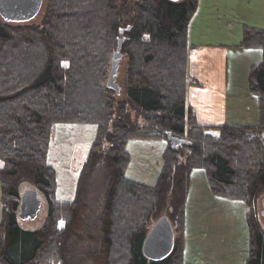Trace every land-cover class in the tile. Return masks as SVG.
<instances>
[{
	"label": "trees",
	"instance_id": "1",
	"mask_svg": "<svg viewBox=\"0 0 264 264\" xmlns=\"http://www.w3.org/2000/svg\"><path fill=\"white\" fill-rule=\"evenodd\" d=\"M41 3L38 25L0 19V264H77L75 251L89 264H184L193 170L205 171L210 193L219 198L255 206L264 194V31L244 28L241 41L262 54L248 80L258 123L205 127L186 110L187 27L197 0ZM119 40L126 66L116 93L106 81ZM57 124L95 126L70 202L55 200V172L47 164ZM143 138L166 145L153 186L125 176L126 143ZM170 139L179 144L173 148ZM97 172L103 183L93 206L88 189ZM23 184L46 204L36 230L23 228L17 217ZM161 218L174 228L173 249L150 261L142 245ZM245 264H264V231L257 224L249 225Z\"/></svg>",
	"mask_w": 264,
	"mask_h": 264
},
{
	"label": "rangeland",
	"instance_id": "2",
	"mask_svg": "<svg viewBox=\"0 0 264 264\" xmlns=\"http://www.w3.org/2000/svg\"><path fill=\"white\" fill-rule=\"evenodd\" d=\"M260 3L261 0H249L248 6H246V0H197L198 10L191 26L190 37L193 41L199 39V41L204 43L218 40L224 34L220 27L221 21H224L229 26L227 30H230L234 25L231 18H227L232 13L233 8H238L241 13H237L236 17L232 15V17L241 21L239 25H247V19L255 20L258 18V11L261 10ZM42 7L43 3L40 4L38 9L36 0H1L0 19L10 24L26 23L28 25H38L42 19ZM253 8L256 10V14ZM243 16L245 17L244 19L242 18ZM246 62L248 61L239 60V63L236 62L234 67H229L230 70L232 69L229 81L231 85L236 84L238 90L241 89V86L247 80L244 70ZM125 66L126 59L120 58L117 76L115 77V83L118 85L124 81ZM239 110L241 109L239 108ZM257 123L258 118L255 124ZM72 125L78 124H57L52 127L47 153V164L56 174V187L60 188L66 183V189L70 188L71 190L73 176L70 170L72 174L77 172L78 175L82 166L81 162L84 163L85 161V159L82 161L83 156L86 158L87 153L84 152L83 155V151L81 153L75 147L78 139H81V134L63 132L65 140L64 151L57 147L56 137L57 127H70ZM211 134L218 137V132H212ZM68 141L69 143H67ZM131 143L135 142L131 141ZM131 143L127 145L130 161L125 176L131 181L149 186L153 184L154 180L152 174L156 170L155 160L153 163V160L148 161L143 158L140 153H137L139 152L137 147L130 146ZM74 154L77 155V158H74ZM71 156L73 159H71ZM155 157L156 145L153 146V153L150 158L155 159ZM65 164H71L69 172L67 169L62 168L66 166ZM190 177L191 183L184 207L182 231L184 264H245L249 244V225L257 224L260 228L262 227L261 224L264 225V216L262 217L260 214L264 211V194L257 200L255 206H250L240 201L226 200L211 194L207 185L206 173L201 169L193 170ZM90 183L91 185L88 189L90 202L95 206L99 201L97 196L101 194L100 190H102V173L97 172L93 175ZM31 190L34 189L23 184L19 192L23 194ZM39 199L41 204L36 218L32 221H19L21 226L30 230H36L42 226L46 215V204L40 194ZM251 209L253 210L252 217L248 219L246 216ZM61 226L62 223L59 224V227ZM171 228L174 229L173 227ZM75 252L73 257L77 264H89L84 256L78 255L77 252L75 254Z\"/></svg>",
	"mask_w": 264,
	"mask_h": 264
},
{
	"label": "crops",
	"instance_id": "3",
	"mask_svg": "<svg viewBox=\"0 0 264 264\" xmlns=\"http://www.w3.org/2000/svg\"><path fill=\"white\" fill-rule=\"evenodd\" d=\"M249 0H246V6ZM259 16L255 20L247 19V25L241 24V21L232 17L241 13L238 8H233L232 13L227 17L231 18L234 22L233 27L227 30L229 27L224 21H221L220 27L223 31V36L218 40H213L204 43L203 41L192 40L190 37L191 26L193 24L196 11L191 18L187 27V64H186V110L190 111V114L195 117L197 123L205 127H219L221 125H233V126H255L258 117L257 97L249 90L248 79L250 76V70L257 68L262 64V54L259 49L244 48L241 46L242 31L243 29H256L264 31V0L260 3ZM255 14L256 10L253 8ZM245 18L244 16L242 17ZM249 18V17H248ZM255 18V17H254ZM242 30V31H241ZM232 38V39H231ZM231 39V40H230ZM232 58V60H231ZM248 61L244 65L245 74L247 76L246 82H244L241 89H237V85H231L230 83V66L234 67L236 62ZM249 85V84H248ZM239 108L241 110H239ZM248 122V123H247ZM247 123V124H246ZM57 147L64 151L65 140L63 132H76L81 134V139L76 142V149H79L83 155L84 152L88 154L89 148L94 140L95 127L89 124H78L70 127L60 126L57 127ZM216 133L217 130H208L207 133ZM131 141L135 143H131ZM156 142V143H154ZM69 143V141L67 142ZM134 148H138L143 158L149 160H155V173H153V184H155L159 175L162 161L161 155L165 150V143L159 139L143 138V139H130L126 143ZM156 145V157L151 159L153 153V146ZM128 149L126 150V152ZM48 153V151H47ZM129 155V153L127 152ZM148 157H147V156ZM85 158V156H83ZM87 157V155H86ZM74 158L77 155L74 154ZM48 159V158H47ZM71 159L72 156H71ZM130 161V155H129ZM152 162V161H151ZM81 164H83L81 162ZM66 165V164H65ZM146 166V165H145ZM2 164L0 163V169ZM67 169L71 168V164L62 167ZM63 171V169H61ZM61 171V172H62ZM66 172V171H65ZM71 181L72 190L66 189V183L62 187L58 188L55 185V200L59 202H70L75 194V185L77 180V172L72 174ZM74 173V172H73ZM79 174V173H78ZM56 181V174H55ZM73 186V187H72ZM264 216V211L260 213ZM2 215V205L0 204V221ZM262 227L264 225L261 224ZM261 230L264 231V228ZM23 228H25L23 226ZM27 229V228H25ZM249 239V236H248ZM249 246V244H248ZM248 256V251H247Z\"/></svg>",
	"mask_w": 264,
	"mask_h": 264
},
{
	"label": "water",
	"instance_id": "4",
	"mask_svg": "<svg viewBox=\"0 0 264 264\" xmlns=\"http://www.w3.org/2000/svg\"><path fill=\"white\" fill-rule=\"evenodd\" d=\"M177 1V0H170ZM1 3V0H0ZM41 4V0H36V6ZM122 40L118 41V47L111 57L110 71L106 82V88L119 93V88L115 83L118 63L121 57L120 46ZM172 147L175 148L179 142L170 139ZM40 207V201L37 200L35 191H27L20 198L17 217L20 221H32L35 219ZM174 234L171 225L166 218L159 219L150 229L143 245L142 254L150 261H160L166 258L173 249Z\"/></svg>",
	"mask_w": 264,
	"mask_h": 264
}]
</instances>
